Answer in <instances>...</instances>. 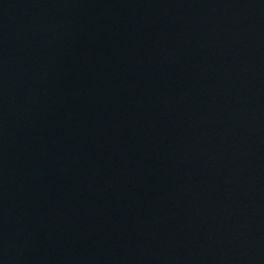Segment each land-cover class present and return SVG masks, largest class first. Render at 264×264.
Listing matches in <instances>:
<instances>
[{"label":"water","instance_id":"1","mask_svg":"<svg viewBox=\"0 0 264 264\" xmlns=\"http://www.w3.org/2000/svg\"><path fill=\"white\" fill-rule=\"evenodd\" d=\"M0 264H264V0H0Z\"/></svg>","mask_w":264,"mask_h":264}]
</instances>
